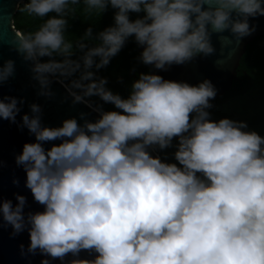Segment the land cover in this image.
Listing matches in <instances>:
<instances>
[{"label":"clouds","instance_id":"1","mask_svg":"<svg viewBox=\"0 0 264 264\" xmlns=\"http://www.w3.org/2000/svg\"><path fill=\"white\" fill-rule=\"evenodd\" d=\"M79 3L28 0L20 10L29 16L56 15L35 32L14 29L13 44L32 62L40 95H53L55 77L74 104L92 107L88 98L98 96L120 111L96 109V121L68 118L48 127L41 106L31 104L21 127L36 140L24 144L16 162L44 211L25 217L26 197L17 194L15 205L0 202L3 221L13 235L28 229V252L39 250L42 264L82 250L97 255L70 264H264V137L246 131L242 121L209 119L217 90L208 79L191 85L141 73L124 98L93 71L106 67L132 36L144 46L142 62L157 69L210 55L212 33L230 30L242 38L255 30L249 17L264 15V0H84L89 15L116 9L115 23L98 33L94 46L79 41L83 55L73 59L65 17ZM133 12L144 15L132 20ZM92 38L89 28L85 39ZM14 72L13 60L0 64V85ZM23 103L0 98V118L15 123ZM177 137L180 166L148 151Z\"/></svg>","mask_w":264,"mask_h":264},{"label":"water","instance_id":"2","mask_svg":"<svg viewBox=\"0 0 264 264\" xmlns=\"http://www.w3.org/2000/svg\"><path fill=\"white\" fill-rule=\"evenodd\" d=\"M26 0H0V64L9 59L14 61L15 72L6 82L0 85V98L12 96L24 103L16 122L0 118V202L11 200L13 205L18 203L17 194L26 197L24 208L25 217L29 212L44 211V206L34 200L33 194L26 187L27 175L22 165H18L16 157L22 153L25 143L35 142V135L30 133L27 127H21L22 117L25 113L31 115L30 105L37 103L42 108L41 122L48 127H59L65 119L76 118L78 123L84 120L96 121L100 116L97 107H89L86 103H73V97L68 93L64 84L57 78L51 77V97L40 95L41 86L33 78L31 70L32 62L26 61L15 48L13 39L15 30L14 17L21 4ZM235 16V14H233ZM250 26L255 30L247 36L238 38L230 30L222 33H212L211 43L215 51L210 55L200 54L191 61L183 64H172L165 69H157L153 65L151 74H158L165 80L187 82L198 85L205 79L210 80L217 94V100L225 96L232 88L243 55L247 51L248 44L257 37L264 35V15L249 17ZM210 27V26H209ZM83 115V118L81 116ZM61 141H50L44 144L46 149L52 144ZM148 151L154 157H162L159 152L149 146ZM18 181V183H14ZM23 245V250L21 249ZM30 234L27 228L13 235L11 225L3 221L0 214V264H42L46 258L39 250L35 254L28 252ZM97 253L82 250L78 256L69 253L63 261L47 257L49 264H70L73 259H95Z\"/></svg>","mask_w":264,"mask_h":264},{"label":"trees","instance_id":"3","mask_svg":"<svg viewBox=\"0 0 264 264\" xmlns=\"http://www.w3.org/2000/svg\"><path fill=\"white\" fill-rule=\"evenodd\" d=\"M27 2L28 0L20 5L19 10L14 17L15 27L23 33L35 32L46 19L56 15L55 13H50L43 18L29 16L26 12L20 10ZM70 7L75 10L70 11L65 17L67 20V26L64 34L65 38L73 43L74 55L72 58L79 59L83 53L76 47V44L81 40H83L89 47L98 43L99 41L95 39L98 33L107 27L114 25V14L116 9L109 6L106 11L97 16L96 14L89 15L83 11L86 7L84 0H80L79 4L71 5ZM143 15V12H133L129 14L130 19L132 20L142 17ZM89 28L92 29L93 38L85 39V33ZM263 39L264 35L257 37L253 42L248 44L247 51L241 59L232 88L222 98L210 101L212 107L207 109L210 113L209 119L219 121L220 119L225 118L221 115L219 107L223 104H234V106H236L237 100H235V98L237 97L245 98L243 101L245 104L251 103L252 99L249 95V90L253 85L254 78L256 74H264V43L261 46H257ZM143 47L144 46L139 45L136 42L134 36L129 37L120 52L111 58L110 63L106 67L99 70L93 68V71L96 72V78H106V85L120 90L125 98H127L132 90L133 82L139 79L141 73H150L153 68V65L144 64L140 59ZM55 58L57 60L63 59V57L60 56H56ZM41 59L47 61L49 58L43 57ZM65 83H67V81ZM262 98L263 95L260 96V99ZM88 99H90L92 105L98 109H102L103 111L115 110L112 106L113 104L105 103L98 96H93ZM246 121L248 122L249 120ZM261 136L264 137V134ZM178 143L179 138L177 137L173 139L172 145L167 148L161 149L158 145H154L153 147L159 152L164 162L177 163V165L180 166L179 162L175 159V152L177 151ZM198 175L202 177V174L198 173Z\"/></svg>","mask_w":264,"mask_h":264},{"label":"rangeland","instance_id":"4","mask_svg":"<svg viewBox=\"0 0 264 264\" xmlns=\"http://www.w3.org/2000/svg\"><path fill=\"white\" fill-rule=\"evenodd\" d=\"M264 43V39L261 40L257 46H261ZM106 87L111 90L114 94H119L125 98L120 90L114 89L113 87L106 85ZM249 95L251 97V103L245 104L242 97H237V105L234 104H223L219 107L221 110V115L223 117L230 118L234 121H242L247 125L246 131H255L260 135L264 134V74H256L253 85L249 90ZM263 98L260 99V96ZM234 100V101H235ZM233 101V102H234ZM231 102V103H233ZM116 111H120L112 105ZM246 120H249L248 122Z\"/></svg>","mask_w":264,"mask_h":264}]
</instances>
